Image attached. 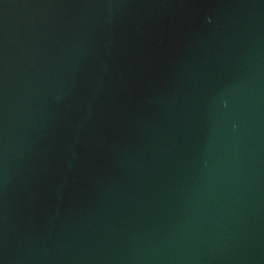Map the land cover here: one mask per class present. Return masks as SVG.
Here are the masks:
<instances>
[{
  "label": "water",
  "instance_id": "1",
  "mask_svg": "<svg viewBox=\"0 0 264 264\" xmlns=\"http://www.w3.org/2000/svg\"><path fill=\"white\" fill-rule=\"evenodd\" d=\"M0 264H264V0H0Z\"/></svg>",
  "mask_w": 264,
  "mask_h": 264
}]
</instances>
